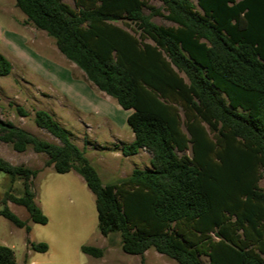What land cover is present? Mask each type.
<instances>
[{"label": "trees", "instance_id": "1", "mask_svg": "<svg viewBox=\"0 0 264 264\" xmlns=\"http://www.w3.org/2000/svg\"><path fill=\"white\" fill-rule=\"evenodd\" d=\"M72 1L15 3L90 82L132 109L127 123L135 139L122 151L146 149L151 166L104 184L85 150L44 109L35 122L60 143L1 118L0 137L18 152L32 146L45 153L58 173L82 175L101 234L120 232L129 254L154 248L179 264H201V255L210 264H264V0ZM12 68L0 52V76ZM0 171L24 185L20 195L5 193L0 214L27 232L29 220L48 223L36 202L38 169L0 157ZM9 201L25 207L29 220ZM81 250L94 257L104 251ZM0 264H19L1 243Z\"/></svg>", "mask_w": 264, "mask_h": 264}, {"label": "rangeland", "instance_id": "2", "mask_svg": "<svg viewBox=\"0 0 264 264\" xmlns=\"http://www.w3.org/2000/svg\"><path fill=\"white\" fill-rule=\"evenodd\" d=\"M67 1L73 5L72 0ZM192 1L197 4V0ZM151 2L157 6L161 5L159 0ZM145 13H148V10H145ZM24 17L25 14L16 6L15 0H0V24L5 28L11 19L26 25L23 29L30 38L28 46L38 53V56L30 52L28 55L32 56L40 67L45 68V72L48 73L54 63L53 66L62 72H50V78L54 81L50 79L48 83L23 63L18 54L8 53L13 68L10 74L0 76V118L40 138L60 143L58 138L35 122L37 109L49 111L67 130L70 139L85 150L104 184L114 183L129 176L135 168L150 167V157L147 153L130 157L117 155L121 149L120 142L113 140L109 129L105 128L106 124L102 121L86 120L88 114L84 116L80 112L84 108L75 102L76 100L81 103L85 100L81 96L83 88L71 81L76 78L73 75L74 70L77 73L75 76H80L81 71L61 55L53 37L27 22ZM152 19L158 24L175 25L159 16ZM117 23L121 24L120 21ZM84 121L91 123L85 124ZM126 127L130 129L127 122ZM0 157L13 164H25L38 169V174L33 179L36 200L44 206L47 212L45 214L49 217L46 224L35 223L29 220L25 207L9 201V206L15 213L29 220L31 229L27 232L25 228L16 226L0 214V243L14 249L19 264H179L154 248H149L144 255L125 252L120 232L107 237L102 235L98 228L95 195L83 179L76 177H81L76 171L58 173L47 164L48 156L45 153L34 151L32 146L24 152H18L12 143L4 141L1 137ZM260 185L264 189V179H261ZM23 188V179L17 178L12 183L9 175L0 171V208L7 191L20 195ZM29 241L46 242L51 248L46 252H37L30 248ZM83 244L102 247L103 256L94 257L84 253L81 250ZM200 258L201 264H210L208 256L201 255Z\"/></svg>", "mask_w": 264, "mask_h": 264}, {"label": "crops", "instance_id": "3", "mask_svg": "<svg viewBox=\"0 0 264 264\" xmlns=\"http://www.w3.org/2000/svg\"><path fill=\"white\" fill-rule=\"evenodd\" d=\"M16 4V3H15ZM26 19V15L24 17ZM23 18V19H24ZM7 26V27H6ZM5 28L0 24V52L5 55L9 60L8 53H16L20 56V59L28 65L30 69H32L36 74L40 75L44 80L48 81H54V79L50 78V72L52 74V71L56 70L57 73L62 72L58 68L54 67L51 64L49 72H45V68L40 67L39 63H36L32 56L28 55L30 53H35L36 56H38V53H36L31 47L28 46V41H30V38L28 37L27 31L23 28L26 27V25L20 24L18 21L11 20L6 25ZM9 28V29H7ZM12 30V31H11ZM2 33V34H1ZM57 47V46H56ZM58 49V48H57ZM36 50V49H35ZM7 51V52H6ZM37 52H40L36 50ZM59 51V49H58ZM60 52V51H59ZM42 53V52H40ZM61 53V52H60ZM61 55L65 57L62 53ZM51 56V55H50ZM54 57V56H52ZM19 58V57H18ZM55 58V57H54ZM41 59V57H40ZM57 60H60L56 57ZM62 61V60H61ZM53 63V62H52ZM63 63H65L63 61ZM73 63V62H72ZM76 66L80 71V76H75L76 70H74V77L71 79L72 82L75 84H80L81 88H83L82 95L81 92L79 94L85 98L83 102L76 101L74 97L72 98L75 100V102H78V104L84 108L83 111L80 110V112L86 116L87 119L91 120H97L98 122L105 123L106 127L108 128L113 140H116L117 142H120V151H118L117 155L123 154L122 151V145L123 144H129L135 139V135L132 131V129H128L126 127V122L128 119V116L132 113V109H124L122 108L117 101L104 91L99 90L92 82H90L87 78L85 73L75 64L73 63V66ZM58 66V65H56ZM73 68L72 65H69ZM59 67V66H58ZM61 67V66H60ZM64 68V67H63ZM66 70V68H64ZM40 73V74H39ZM77 74V73H76ZM51 79V80H50ZM78 96V95H77ZM97 116H99L97 118ZM85 124H89L91 122L84 121ZM147 153L151 160V153L148 152L146 149H141L137 154L133 156H137L140 154ZM124 155V154H123ZM131 155H127L125 157H130ZM52 167V166H51ZM73 171V170H72ZM78 173V172H77ZM78 179H83V181L86 183L84 177L81 175L76 176ZM124 178V177H123ZM94 194V193H93ZM38 205L42 208L44 213H47L44 206L38 202ZM99 247V246H98ZM51 246H49V249ZM30 255V252H28Z\"/></svg>", "mask_w": 264, "mask_h": 264}]
</instances>
